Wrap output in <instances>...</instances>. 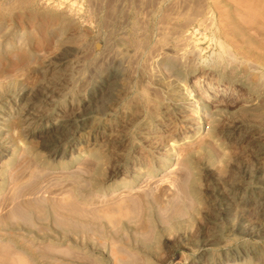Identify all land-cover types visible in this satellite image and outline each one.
Listing matches in <instances>:
<instances>
[{"label":"rangeland","instance_id":"1","mask_svg":"<svg viewBox=\"0 0 264 264\" xmlns=\"http://www.w3.org/2000/svg\"><path fill=\"white\" fill-rule=\"evenodd\" d=\"M241 61L264 67V0H0V264H264V76ZM196 79L219 112L185 107Z\"/></svg>","mask_w":264,"mask_h":264},{"label":"bare ground","instance_id":"2","mask_svg":"<svg viewBox=\"0 0 264 264\" xmlns=\"http://www.w3.org/2000/svg\"><path fill=\"white\" fill-rule=\"evenodd\" d=\"M206 21V20H205ZM204 21V22H205ZM208 21H209V19H208ZM207 23V22H206ZM210 23H213V22H210ZM198 23H196V25H197ZM202 24H204V23H202ZM207 24H209V22L207 23ZM207 24H204L205 25V27L207 26ZM199 25V24H198ZM201 25V24H200ZM215 25V24H214ZM203 25H201V27H202ZM210 26V25H209ZM198 27H200V26H198ZM208 27V26H207ZM206 27V28H207ZM214 27V26H213ZM198 29V28H197ZM214 29V28H213ZM188 30V29H187ZM200 30V29H199ZM204 30H205V28H203V32H204ZM207 30V29H206ZM210 30H212V29H210ZM196 31V30H195ZM194 31V32H195ZM207 31H209V29L207 30ZM213 31V30H212ZM211 31V32H212ZM193 32V31H192ZM199 32V31H198ZM211 32H209V34L211 33ZM214 32H215V30H214ZM213 32V33H214ZM197 33V32H196ZM202 33V32H201ZM201 33H199V34H201ZM189 34V33H188ZM191 34V33H190ZM189 34V35H190ZM198 34V35H199ZM186 35V34H185ZM185 35H183V36H185ZM202 35V34H201ZM210 35H212V34H210ZM187 36L188 35H186L185 37L187 38ZM214 36H216V34L214 35ZM189 38H188V40L190 41V37L191 36H188ZM210 37V36H209ZM186 38H184V39H186ZM194 38V37H193ZM213 38V37H212ZM211 38V39H212ZM183 39V37H182V39L179 41H176L177 43V45H173V46H171V47H167L166 49H164L165 50V54H167V53H172V54H175V55H172V56H177V55H179V60L181 61V59L182 58H184V57H189L190 55H187L186 56V54L185 53H190V54H192L193 53V55H195L194 53H197V51H198V41H194L193 43H191L190 42V44H188V42L186 43L185 42V40ZM214 41H215V39H213ZM217 40H219V38L217 37ZM216 40V41H217ZM212 41V40H211ZM213 41V42H214ZM220 41V40H219ZM218 42V41H217ZM175 44V43H174ZM198 44V45H197ZM217 44V43H216ZM220 44V45H219ZM219 44H217V46H219L220 47V49L219 50H221L222 51V55L224 56V55H229V56H227V57H231L232 58V54L230 55L229 53H232V52H230L229 50L227 51L226 50V48L225 47H223V45L221 44V43H219ZM209 45V44H208ZM212 46V45H211ZM210 46V47H211ZM225 46H227L226 44H225ZM178 47V48H177ZM180 47V48H179ZM210 47H208V48H210ZM207 48V47H206ZM212 48V47H211ZM210 48V49H211ZM230 48V47H229ZM218 50V49H217ZM216 50V51H217ZM187 51V52H186ZM202 51V50H201ZM200 52V51H199ZM215 52V51H214ZM218 52V51H217ZM216 52V53H217ZM215 53V54H216ZM220 53V52H219ZM158 54V53H157ZM170 54H169V56H170ZM210 54H212V53H210ZM185 55V56H184ZM221 55V56H222ZM192 56V55H191ZM199 56V55H198ZM220 56V57H221ZM193 57L195 58V56H192V58L190 57V58H188L189 60L188 61H190L191 59L193 60ZM197 57V56H196ZM216 57V56H215ZM220 57H217L218 58V60H221V59H219ZM225 57V56H224ZM227 57H225V58H227ZM234 57V56H233ZM172 58V57H171ZM209 58H212V57H210L209 56ZM216 58V59H217ZM224 58V59H225ZM228 59V58H227ZM226 59V60H227ZM175 60V59H174ZM178 60V58H177V62L179 61ZM184 60H185V58H184ZM197 60V59H196ZM202 60H203V58H202ZM206 60V59H205ZM230 60V59H229ZM233 60V59H232ZM236 60H238V58L236 59ZM235 60V61H236ZM168 61V60H167ZM172 61V60H171ZM187 60H185V62H186ZM187 61V62H188ZM231 61V60H230ZM234 61V62H235ZM182 62V61H181ZM184 62V61H183ZM182 62V64L180 63H176V64H174V66H173V69H174V67L175 66H178V65H180L179 67H177V70H176V76H177V80H179V79H184L186 76H182L183 74H182V70L184 71V67L185 66H190V65H187L185 62L183 63ZM191 62V61H190ZM195 62V61H194ZM193 61L191 62V67H192V63H194ZM233 63V62H232ZM231 63V64H232ZM238 63V62H237ZM240 63H242L243 64V66H245V67H247V70H248V72H250V73H253V74H257V76H255V77H257V78H259V79H262V77L264 76V67L263 66H261V65H259V64H257V63H250V62H245V64L243 63V61H241ZM184 64H186L185 66H184ZM190 64V63H189ZM213 64V63H212ZM230 64V65H231ZM183 65V66H182ZM205 65V64H204ZM220 65V64H219ZM218 65V66H219ZM237 65V64H236ZM235 64H234V66H236ZM194 66V65H193ZM196 66H197V63H196ZM213 66V65H212ZM229 66V65H228ZM238 66V65H237ZM169 67V66H168ZM191 67L189 68V69H191ZM224 67V66H223ZM239 67V66H238ZM58 68V67H57ZM73 68V67H72ZM176 68V67H175ZM195 68V67H194ZM228 68V67H227ZM234 68V67H233ZM232 68V69H233ZM237 68V67H236ZM43 69V68H42ZM65 69V68H64ZM188 68H186V70H187ZM188 69V70H189ZM199 69V68H198ZM202 69H203V67H202ZM238 69V68H237ZM55 70V69H54ZM52 68H48L47 67V69L45 70V73H46V75H48V76H50L51 78H53L54 79V82H55V80H57V81H62L63 79H65V81H67V80H71V81H76L75 79H73L75 76L74 75H70V74H68V73H64V74H60V72H56V70L54 71ZM66 70V69H65ZM186 70L184 71V72H186ZM201 70V69H200ZM212 70V69H211ZM230 70V69H229ZM233 70H235V69H233ZM246 70V69H245ZM61 71V70H60ZM203 71V70H202ZM210 71V70H209ZM223 71V70H222ZM183 72V73H184ZM207 72V71H206ZM232 72V71H231ZM230 72V73H231ZM72 73V72H71ZM208 73L209 72H207L206 73V75H208ZM205 74V73H204ZM215 74V73H214ZM45 75V74H44ZM218 75V74H217ZM240 75V74H239ZM242 75V74H241ZM74 76V77H73ZM181 76H182V78H181ZM215 76V75H214ZM232 76V75H231ZM237 76V75H236ZM175 77V76H174ZM217 77V76H216ZM219 77V76H218ZM252 77V76H251ZM176 78V77H175ZM179 78V79H178ZM187 78V77H186ZM206 78V77H205ZM215 78V77H214ZM246 78H247V76H246ZM256 78V79H257ZM45 79H46V77H45ZM44 79V80H45ZM53 79H52V81H53ZM172 79H174V78H172ZM238 79V78H237ZM251 79V78H250ZM177 80H176V82H177ZM186 80V79H185ZM205 80V79H204ZM220 80V79H219ZM226 80V79H225ZM245 80H247V79H245ZM48 81H50V80H48ZM71 81H69V83H70V85H71ZM175 81V80H174ZM180 81V80H179ZM183 82H184V80H182ZM224 81V80H223ZM46 82H47V79H46ZM58 82V83H59ZM183 82H182V85H180L181 86V90L180 91H182V96L184 97V100H183V102H184V104H185V107H187V109L188 108H193V109H197L195 106H199V105H203V102L204 103H207L208 104V102H205V101H207V99L206 98H208V99H211L213 102H212V104H211V106H212V109L211 110H213L214 112H219L220 111V107H222V106H224L225 105V103H227V99H229L230 97L228 96V95H230L229 94V92L227 91V90H221V92L220 93H218L217 91L220 89L219 88V86L216 84V86H214V84L213 85H211L210 83H208V84H206L204 87H201L200 88V90H197V89H199V86L197 87V84H198V79H196L195 80V82L194 83H196V85H193V84H183ZM186 82H187V80H186ZM226 82V81H225ZM260 82V81H259ZM57 83V82H56ZM66 83H68V82H66ZM229 83V85H230V82H228ZM237 83V82H236ZM46 84V83H45ZM48 84H50V85H52L51 83H48ZM48 84H46V86L48 85ZM73 84V83H72ZM75 84V83H74ZM201 84V83H200ZM60 85V84H59ZM174 85H175V83H174ZM45 86V87H46ZM54 86V85H53ZM57 85H55V87H56ZM73 86V85H72ZM177 86H179V85H177ZM202 86V85H201ZM60 87V86H59ZM61 87H62V85H61ZM60 87V88H61ZM225 87H227V86H225ZM178 88V87H177ZM47 89V88H46ZM45 88H44V90H46ZM49 89V88H48ZM52 89H53V87H52ZM63 89V88H62ZM218 89V90H217ZM225 89V88H224ZM54 90V89H53ZM52 90V91H53ZM59 90V89H58ZM10 91H12V90H10ZM56 91V90H55ZM61 91V90H60ZM45 93L47 92V91H44ZM43 92V93H44ZM49 92V91H48ZM47 92V93H48ZM1 93V92H0ZM50 93H52V92H50ZM65 93V92H64ZM69 93V92H68ZM222 93V94H221ZM16 94V93H15ZM14 94V95H15ZM49 94V93H48ZM66 94V93H65ZM221 94V95H220ZM233 94V93H232ZM251 94V93H250ZM4 95V94H3ZM2 95V96H3ZM13 95V96H14ZM17 95V94H16ZM44 96H45V94H43ZM47 95V94H46ZM67 95V94H66ZM2 96H0V104L3 102L2 101ZM4 96H6V95H4ZM10 97H12V96H10ZM15 97V96H14ZM14 97H12L13 99H14ZM64 97L66 98V96L64 95ZM70 97V96H69ZM206 97V98H205ZM11 98V99H12ZM52 98V97H51ZM5 99H7V98H5ZM46 99V98H45ZM64 99V98H63ZM70 99H71V97H70ZM206 99V100H205ZM3 100H4V98H3ZM8 100V99H7ZM15 100V99H14ZM47 100V99H46ZM48 100H50V98H48ZM47 100V101H48ZM61 100V99H60ZM205 100V101H204ZM210 100V101H211ZM253 100V99H252ZM5 101V100H4ZM16 101V100H15ZM43 101V100H42ZM52 101H53V99H52ZM52 101H51V103H52ZM72 101V100H71ZM209 101V102H210ZM46 102V101H45ZM44 102V104H46ZM50 102V101H49ZM68 102V101H67ZM255 102V101H254ZM16 103H17V101H16ZM37 103V102H36ZM38 103H39V101H38ZM55 103V102H54ZM57 103H58V101H57ZM64 103V102H63ZM70 103V102H69ZM73 103V102H72ZM239 105H238V107H244V106H251L252 105V102H251V100L250 99H247V100H243V101H241V102H237ZM2 104H4V103H2ZM1 104V105H2ZM14 104V102L11 104V105H13ZM24 104H26V102L24 103ZM41 104V103H40ZM49 103H47L46 105H48ZM61 105H62V103H60ZM210 104V103H209ZM208 104V105H209ZM34 105V104H33ZM36 105V104H35ZM45 105V106H46ZM50 105V104H49ZM54 104H52V106H53ZM7 106V105H6ZM9 106V105H8ZM40 105H38L37 107H39ZM42 106V105H41ZM51 106V105H50ZM49 106V107H50ZM51 106V107H52ZM55 106V105H54ZM53 106V107H54ZM63 106V105H62ZM67 106V105H66ZM71 106V105H70ZM10 107V106H9ZM12 107V106H11ZM59 107V106H58ZM61 107V106H60ZM1 108V107H0ZM21 108H22V106H21ZM33 108H34V106H33ZM41 108V107H40ZM45 108V107H44ZM66 108V107H65ZM202 108V107H201ZM3 109H4V107H3ZM3 109H1V111L3 110ZM12 109V108H11ZM26 109V108H25ZM39 109V108H38ZM48 108L46 107V112L48 111L49 112V110H50V108H49V110H47ZM53 109V108H52ZM13 110V109H12ZM65 110V109H64ZM153 110V109H152ZM40 111V110H39ZM45 111V110H44ZM53 111V110H52ZM10 112V111H9ZM33 112V111H32ZM46 112L44 113V114H46ZM7 113V112H6ZM50 113V112H49ZM48 113V114H49ZM210 113V112H209ZM2 112H0V120H1V118H3L2 117ZM11 114H13V113H10V115ZM23 114V113H22ZM21 114V115H22ZM32 114V113H31ZM36 114V113H35ZM33 115V116H36V115ZM40 114V113H39ZM39 114H37V116L40 118L41 117V115H39ZM48 114H47V118L49 117L48 116ZM52 114V113H51ZM150 114V113H149ZM9 115V114H8ZM59 115V114H58ZM17 116H18V113H17ZM24 116V115H23ZM27 116V115H26ZM10 117V116H9ZM19 117V116H18ZM21 117V116H20ZM65 117V116H64ZM225 117V116H224ZM33 118H36V117H33ZM31 116L30 117H25V118H22L21 117V119H20V121L22 122V126H23V129L22 130H24V131H27L28 129H29V126H30V121L33 119ZM61 118V117H60ZM227 118V117H226ZM7 120H8V117H5V120H2L1 121V125H0V144H2V142L4 143V145H5V143L7 142L6 141V139L4 138L6 135H7V131H6V134L4 133L5 131H4V129H3V127L4 126H2L3 124H5V123H7ZM36 120H37V118H36ZM40 120H41V118H40ZM50 120V119H49ZM35 121V120H34ZM56 121V120H55ZM232 121V120H231ZM42 122V121H41ZM46 122V121H45ZM51 122V121H50ZM36 123V122H35ZM39 123V122H38ZM20 124V123H19ZM45 124V123H44ZM6 127V126H5ZM32 127V126H31ZM31 127H30V129H31ZM34 128V127H33ZM256 128V127H255ZM29 129V130H30ZM36 129V128H35ZM34 132V131H33ZM24 133V132H23ZM5 135V136H4ZM255 137V136H254ZM9 139V138H8ZM7 139V140H8ZM6 142H5V141ZM8 142H9V140H8ZM7 144V143H6ZM8 145V144H7ZM6 145V146H7ZM1 146H3V145H1ZM5 146V147H6ZM259 146V145H258ZM257 146V147H258ZM261 146V145H260ZM256 147V148H257ZM7 149V148H6ZM257 152V151H256ZM258 152H261L260 151V148H259V151ZM262 152H264V150H262ZM255 154V153H254ZM253 154V155H254ZM261 156V155H260ZM263 156V155H262ZM261 156V157H262ZM257 158V157H256ZM264 160V159H263ZM263 165H264V163H263ZM173 169V168H172ZM157 180V179H156ZM156 180H154V181H156ZM237 181V180H236ZM227 183V182H226ZM225 183V184H226ZM230 184H231V182H229ZM224 184V185H225ZM228 184V183H227ZM233 184H235L234 182H233ZM223 185V184H222ZM222 185L220 186V188L222 187ZM235 186V185H234ZM234 186H232V187H234ZM237 186V185H236ZM240 186V185H239ZM224 187V186H223ZM231 186H228V187H226L225 186V188H223V190H222V193L224 194V197H225V195L226 196H228L229 197V200L231 201V202H234V200H235V198H237L236 197V195L234 194L233 196H232V194H233V188H232ZM239 188V187H238ZM235 189V188H234ZM239 190V189H238ZM241 192V191H240ZM240 192H238V193H240ZM243 193V192H242ZM238 196V195H237ZM239 196H241V194L239 195ZM245 197V196H244ZM242 198V197H241ZM237 200H239V199H237ZM239 201H241V200H239ZM258 201V200H257ZM261 202H262V200H261ZM264 202V201H263ZM225 203V202H224ZM247 203V202H246ZM263 204V203H262ZM237 205V204H236ZM246 205V204H245ZM258 205V204H257ZM264 205V204H263ZM262 205V206H263ZM225 206V205H224ZM259 206V205H258ZM245 207V206H244ZM231 208V207H230ZM260 210V209H259ZM262 210H263V207H262ZM240 214H241V212H239ZM263 214V213H262ZM264 217V216H263Z\"/></svg>","mask_w":264,"mask_h":264}]
</instances>
